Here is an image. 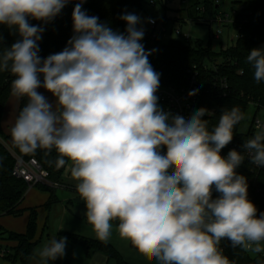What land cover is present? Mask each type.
I'll use <instances>...</instances> for the list:
<instances>
[{
    "label": "clouds",
    "instance_id": "obj_1",
    "mask_svg": "<svg viewBox=\"0 0 264 264\" xmlns=\"http://www.w3.org/2000/svg\"><path fill=\"white\" fill-rule=\"evenodd\" d=\"M69 2L0 0V25L20 37L0 46V72L14 77L11 95L27 101L10 128L14 146L25 154L55 149V167L69 165L87 222L102 243L115 220L120 237L159 264H234L220 248L225 239L232 248L264 251V212L257 217L246 177L236 171L245 153L264 167V123L244 141V153L230 150L224 157L221 150L245 119L239 107L223 108L211 129L205 117L213 112L206 108L187 118L164 111L156 95L160 74L148 59L156 50L140 43L145 30L134 13L119 17L127 26L118 33L82 10L80 0L66 47L41 58L44 28L29 18L47 23ZM246 59L255 81H264V48ZM41 87L54 103L37 91ZM66 241L53 236L29 261L63 257Z\"/></svg>",
    "mask_w": 264,
    "mask_h": 264
},
{
    "label": "trees",
    "instance_id": "obj_2",
    "mask_svg": "<svg viewBox=\"0 0 264 264\" xmlns=\"http://www.w3.org/2000/svg\"><path fill=\"white\" fill-rule=\"evenodd\" d=\"M151 1L85 0L82 10H85L89 16H97L99 22L107 24L114 32L124 33L127 25L119 17L125 12L136 14L138 10L143 9L145 3H151ZM153 1L164 6L169 0ZM190 1L192 2L191 7L196 6L197 8L196 13H194V21L207 24L209 20L218 15L216 14V8L225 0H182V2ZM230 1L241 5L242 10L236 11L235 22L233 23V26L239 30L237 41L227 49L222 48L216 52L211 46H205L200 39L192 43L191 40L172 38L164 43L160 40L156 27L151 31L145 30L144 38L140 41L144 45L145 51L156 50L148 59L153 69L160 74L159 86L181 87L186 84L188 70L194 67L199 69L203 95L195 111L200 108L214 111L211 116L205 117L209 120V129L217 125L223 108L230 109L237 106L245 113V119L252 102H257L264 108V81L260 83L255 81L254 68L246 59L252 49L264 48V0ZM79 2L80 0H70L61 12L47 23L29 18L30 24L44 28L42 39L38 42L41 58L58 53L66 47L68 40L74 34L72 12L76 3ZM202 8L205 11L203 14H199ZM0 35L3 37L2 42H0L2 47H10L16 40L20 39L18 33L10 31L5 25H0ZM211 63L217 65V70L212 68ZM208 65H210V68H207ZM217 76L228 79L230 90L226 97H223L215 86ZM13 79L14 77L10 72H0V217L3 215L20 216L26 210H29L30 218L25 233L8 231L0 225V239L15 241L17 244L15 247L6 250V259L28 264V257L33 253L36 246L35 238L39 214L37 208L26 209L21 207L29 186L23 178L13 174L16 160L14 153L24 159L35 157L41 166L49 171L50 178L58 182L61 181L69 165L66 164L65 167L60 169L55 167L54 162L58 155L55 149L50 153L46 150L37 149L35 153L25 154L14 146L13 141L9 142L11 137L6 135L2 129V118L6 103L11 95V81ZM40 79L43 81V76ZM26 102V98L21 100L19 111ZM245 119L235 126L232 139V141L240 142L242 145L245 140L253 137L255 133L252 128V121L248 131H242ZM164 153H166V148L162 147V154ZM237 173L246 177L248 199L256 206L257 217H259L260 213L264 212V170L258 175L254 174L251 164L243 161ZM252 177L254 179L251 183H248V179ZM43 187L52 191L55 189L49 186ZM218 195L219 193L213 190L212 198L215 199ZM54 201L55 199L50 200L46 206L49 207ZM116 222L118 223V221ZM66 235L72 241L82 244L88 255H92L96 251H102L118 264H130L108 243L105 244L70 233ZM132 248L136 249L133 246ZM223 254L234 264H264L263 258L243 251L239 247L232 248L230 241L227 239Z\"/></svg>",
    "mask_w": 264,
    "mask_h": 264
},
{
    "label": "crops",
    "instance_id": "obj_3",
    "mask_svg": "<svg viewBox=\"0 0 264 264\" xmlns=\"http://www.w3.org/2000/svg\"><path fill=\"white\" fill-rule=\"evenodd\" d=\"M37 91L42 93L49 102H55V97L43 87L37 89ZM20 102L21 100L10 95L6 103L2 118V129L8 136H10V128L18 115ZM9 142H12V138L9 139ZM60 183L61 187L55 188L54 191L43 186L29 188L21 204L22 208H37L38 210V229L34 250L43 247L53 236H56L58 240L61 237H67L65 255L54 261H49L48 264H118L102 251H96L92 255H88L82 244L72 241L66 235L70 233L97 240L92 225L87 222L85 216V202L80 200V196L76 191L77 181L71 178L68 168ZM52 199H55V201L47 207L46 204ZM29 218V210H26L20 216L3 215L0 217V225L8 231L25 233ZM111 223L112 233L108 244L112 245L130 264H141L131 259V253L138 250L132 248L130 241L120 237L117 230L118 223L116 221ZM61 227H63L62 230H60ZM16 245L15 241L0 239V264H21L20 261L13 262L5 258L6 250ZM28 264H35V262L29 261Z\"/></svg>",
    "mask_w": 264,
    "mask_h": 264
},
{
    "label": "built area",
    "instance_id": "obj_4",
    "mask_svg": "<svg viewBox=\"0 0 264 264\" xmlns=\"http://www.w3.org/2000/svg\"><path fill=\"white\" fill-rule=\"evenodd\" d=\"M151 4H155V1L152 0ZM204 11H205L204 8L200 9L199 14H203ZM233 13H234L233 16H231L230 14H226V15L218 14L214 18L209 20L208 23H210L211 26L214 22H220L224 24H233L235 22L237 12L234 11ZM149 20L154 21L153 23H150L153 27H156L158 25V20L155 19L154 17H150ZM177 32L181 34V29H177ZM221 33L222 31L219 30L216 34L213 35L214 38L219 39L221 36ZM190 39H191L190 36L186 37V40H190ZM208 66L209 67L207 68H210V65ZM212 68L217 70L218 67L217 65H213ZM199 76H200L199 69L194 67L193 69L188 70L187 81L185 85L181 87L159 86L157 93H156V95L159 97L158 105L164 111H168L173 114L183 115L186 118L190 116L195 111L203 95V90H202L201 81H200ZM224 84H227V88L223 87ZM215 86L219 89L223 97H226L228 95L229 90H230V84L226 77L217 76V78L215 79ZM196 89H198V92L196 95L194 96L188 95L190 91H193ZM251 106H254L256 110L252 118V128L254 131H256L258 122L264 123V108L260 106L259 103L257 102H252ZM210 112H214V111L210 110ZM230 150H236L240 153L245 152L240 142L231 141L221 150V155L224 157H227V154ZM161 154H162V148H161ZM14 156L16 160H15L13 174L19 178H23L27 182L29 188L36 187V186H49L52 188L61 187V183L58 181L52 180L50 178L49 171L43 168L35 157H32L30 159H24L15 153H14ZM245 156L246 157L244 161H247L250 163V160L247 158V153H245ZM251 166H252L253 173L257 175L261 171L264 170V167H257L253 164H251ZM239 167L236 169V171L239 170ZM252 179H254V177L248 179V183H251ZM262 246H264V242H262ZM220 248L223 251L226 249V239L221 241ZM252 254L264 259V251H262L261 253H252Z\"/></svg>",
    "mask_w": 264,
    "mask_h": 264
},
{
    "label": "rangeland",
    "instance_id": "obj_5",
    "mask_svg": "<svg viewBox=\"0 0 264 264\" xmlns=\"http://www.w3.org/2000/svg\"><path fill=\"white\" fill-rule=\"evenodd\" d=\"M191 5V1L182 2V0H169L164 6L159 2H156L155 4L147 2L144 4L143 9L137 11L136 15L141 18L142 25L140 26L148 31H151L154 28L149 22H147L149 18L154 17L157 19L158 25L155 29L156 32H159V38L164 43L172 38L184 40L187 36H190L192 43L197 39H200L205 46H211L216 52L220 51L222 48L227 49L236 43L239 30L235 28L233 24L214 22L211 26L210 23H197L191 19L194 17L197 8L196 6L191 7ZM240 10H242L241 5L235 4L230 0H225L216 8V14H230L233 16L234 11ZM177 29H181V34L177 32ZM219 30L222 31L220 38H214L213 35ZM254 113L255 108L254 106H251L242 126L243 132L248 131ZM80 200L84 202L81 198ZM131 259H134L141 264H159L158 261H150L139 251L135 250L131 253Z\"/></svg>",
    "mask_w": 264,
    "mask_h": 264
}]
</instances>
